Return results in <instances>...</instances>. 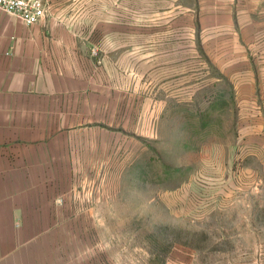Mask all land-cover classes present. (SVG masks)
<instances>
[{
    "label": "rangeland",
    "instance_id": "rangeland-1",
    "mask_svg": "<svg viewBox=\"0 0 264 264\" xmlns=\"http://www.w3.org/2000/svg\"><path fill=\"white\" fill-rule=\"evenodd\" d=\"M129 6L115 20L107 0L103 25L122 32L84 50L89 114L57 148L70 178L56 181L54 263L264 264V82L202 66L189 42L175 53L185 62L144 36L136 47L130 29L146 20ZM89 8L97 41V0ZM256 20L264 41V4Z\"/></svg>",
    "mask_w": 264,
    "mask_h": 264
},
{
    "label": "crops",
    "instance_id": "crops-1",
    "mask_svg": "<svg viewBox=\"0 0 264 264\" xmlns=\"http://www.w3.org/2000/svg\"><path fill=\"white\" fill-rule=\"evenodd\" d=\"M145 1L143 12L138 0H124L131 19L146 20L140 31L130 29L136 47L139 35L144 36L147 51L159 45L170 60L185 62L175 53H185L189 42L201 54L202 66L225 74L230 70V75L243 69L239 81L264 82V60L257 54L264 51V41L256 27L264 0ZM46 2V16L32 25L0 11V264H55L49 234L57 197L64 195L57 193L56 181L70 178L58 172L66 159L59 162L56 154L67 147L72 117L82 116L84 108L89 114L84 50L110 43L107 37L122 32L103 25L107 0H97V41L82 25L91 12L90 0ZM112 2L116 20L123 0Z\"/></svg>",
    "mask_w": 264,
    "mask_h": 264
},
{
    "label": "built area",
    "instance_id": "built-area-1",
    "mask_svg": "<svg viewBox=\"0 0 264 264\" xmlns=\"http://www.w3.org/2000/svg\"><path fill=\"white\" fill-rule=\"evenodd\" d=\"M47 9L46 0H0V11L18 17L26 25L42 20Z\"/></svg>",
    "mask_w": 264,
    "mask_h": 264
}]
</instances>
